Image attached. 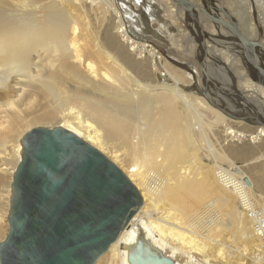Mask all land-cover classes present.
I'll return each instance as SVG.
<instances>
[{"label": "bare ground", "instance_id": "1", "mask_svg": "<svg viewBox=\"0 0 264 264\" xmlns=\"http://www.w3.org/2000/svg\"><path fill=\"white\" fill-rule=\"evenodd\" d=\"M140 2L135 0L139 7ZM86 3L99 9L103 4L116 18L121 42L132 52L145 53L144 44L128 37L122 14L112 0H0V139L21 138L31 128L68 132L102 155L139 193L140 207L95 264H129L128 258L140 242L143 256L160 254L173 264H180V257L183 264H258L260 259L254 254L257 240L239 200L240 193L261 198L253 195L255 185L249 176L231 171L233 165L212 147L204 128L211 131L220 118L225 142L249 138L258 144L264 142V127L246 135L233 130L226 124L232 120L218 113H214L219 116L214 122L205 124L200 111L208 105L181 92L179 82L158 89L139 83L104 48L98 32L92 31ZM151 5L147 2L144 10L152 12ZM121 6L136 21L132 10ZM180 11L184 15L178 8L179 15ZM157 33L168 44L169 38ZM170 43L176 47L175 41ZM258 43L262 50L264 45ZM235 49L232 47V55L245 71L237 81L226 68L227 62L219 60L218 64L217 53L206 45L200 49L215 66H224L231 95L242 100L226 102L217 97L213 102L228 113L264 119V114H254L256 109L249 100L236 94L238 89L247 94L256 89L264 98V88L250 79ZM234 82L237 89L232 87ZM189 125L194 126L193 132ZM203 142L205 149H199ZM22 149L10 147L13 166L7 159L0 160V174L8 175L10 181L7 191L0 194L3 209L16 201L14 181ZM199 151L207 164L196 160ZM256 161L263 163L264 155ZM224 162L226 167H222Z\"/></svg>", "mask_w": 264, "mask_h": 264}, {"label": "rangeland", "instance_id": "2", "mask_svg": "<svg viewBox=\"0 0 264 264\" xmlns=\"http://www.w3.org/2000/svg\"><path fill=\"white\" fill-rule=\"evenodd\" d=\"M149 1L152 3L154 1L155 3L151 6L152 12L149 11L148 13L144 10L143 5L145 6ZM190 1L195 4L202 5V0ZM207 1L211 6L218 8L217 0ZM218 1L225 8L228 14L237 22L241 33L247 39L251 41H259L264 45V0ZM122 3L125 5V8L126 6L129 7L132 10V13L136 15L135 19L137 21V25L136 21L130 20L129 16L123 13L121 10ZM142 4L143 5L139 7L134 0H112L113 7L122 14V23L128 33V37H131L135 42L139 43L140 46L142 44L150 46V48H145L146 51L142 55L138 52L130 51L129 46L121 42V39L116 35V18L112 12L104 7L103 4L99 6V9L97 7L90 8V5L86 3L85 13L92 31L96 33L98 32V39L104 45V48L109 53L116 56L119 59L118 61L134 76V78H136L139 83L158 89L164 85L173 87L174 82H179L178 87L181 92L191 96L193 100H199L208 105L207 109H203L204 112L200 111V113L205 115L203 118V122L205 124L214 122L216 118L219 117L218 115L214 116V113H218L221 117H225L229 120L230 118L215 108L211 102L218 98L222 100L225 99L226 102H229L230 100H237L241 102L242 100H238L235 96L231 95L233 94V91L230 89L231 82L227 77L228 74L225 72L223 73L224 66H215V63L211 62L208 57H205V64L203 67L209 81L204 83L202 70L199 64L201 57L199 56V54L201 55V52L199 46L197 45L199 37L192 22L187 20L181 11L179 15L178 7L170 0H145ZM151 14L155 17L153 20L150 18L152 16ZM198 20L201 21L200 27L206 36L205 45L207 48L218 54V60L216 59L218 64L220 61L222 63L227 62V65H225L226 68L231 74L235 75L234 78H236V81L239 80L241 73H245V71L238 58L232 55V47H235V44L231 40L228 41V39L231 38L230 35L222 28L214 27L204 15H200ZM143 24L145 27L142 26ZM137 27L145 29V31L142 32L138 30ZM149 28L167 36L169 38L168 44L164 41L163 44L157 38L152 37L149 33L147 34L146 32ZM213 33L214 35H212ZM221 38L222 41L220 40ZM132 39L130 41H133ZM170 41H175L176 47H172ZM231 42L234 45L230 44ZM140 46L138 48L139 50H142ZM220 52H222V54ZM260 52H264V48H262ZM130 59H133V61ZM134 60L136 62H134ZM257 61L259 66L264 68V58L258 57ZM219 67L222 70H220ZM224 74H226V76ZM232 85V87H234L235 82ZM237 85L238 84L236 82L235 89H237ZM253 86L262 90L261 87H258L255 84H253ZM259 93L260 91L256 89L250 91L248 94L243 92L241 89L236 91L238 98L241 96L246 102L249 100V102L253 104V107H251L253 109L255 108L256 112L252 113L256 115H263L264 98H261ZM245 104V102H242V105L245 106ZM214 105L218 106L217 104ZM233 114L235 113L233 112ZM219 119L216 126L214 129H211V131L204 128L207 140H209V143L216 151H218L219 154H222L223 157H227L233 167H237L240 171L252 178L255 185L253 195L261 199L264 198V162L262 163L256 161V158L260 154L264 155V142L252 144L249 138L242 140L243 142L241 140L238 142H225L223 119ZM232 121L226 122V124L233 130L244 132L246 135L254 134L256 128L258 127L249 125L242 121ZM196 125H199L198 122L194 126ZM189 126L191 128L192 125ZM193 127L189 129L191 132H193ZM17 138L18 136L11 139H0V160L2 163L8 161L12 165L13 160L10 159L9 151L12 145H19L21 149L22 146H24V135L21 138ZM203 143L204 144L199 143V149H205V142ZM200 154L201 152L199 151L197 153L196 160H198L200 164H207L208 162L203 160ZM6 159L7 161H3ZM226 166L227 163L224 162L222 167ZM9 167L11 166H8L7 168ZM5 175L0 174L1 195L4 192V189L7 191L8 185L10 184L9 177H7L8 175ZM1 202L2 201H0V204ZM6 204H8V206L5 205L4 209L1 208L0 205V244L3 243L2 240L4 239V236L8 234L10 222L9 214L12 213L14 203L12 205H9V202ZM134 209L135 208H133V210ZM183 261L185 260L180 257V264H183Z\"/></svg>", "mask_w": 264, "mask_h": 264}, {"label": "water", "instance_id": "3", "mask_svg": "<svg viewBox=\"0 0 264 264\" xmlns=\"http://www.w3.org/2000/svg\"><path fill=\"white\" fill-rule=\"evenodd\" d=\"M170 1L179 9H181L184 12L185 18L187 20H190L195 26L196 32L199 37L197 42L199 49L205 46L206 43V36L202 32L198 20L199 15H204L214 27L222 28L225 32H227L231 37L230 39H228V41L231 40L235 44L237 49H235V51H238V54H240V57L245 65L246 72L250 76V79L254 83L264 88V68H261L257 63L258 57L264 58V56H262L263 53L260 52V44L257 41L248 40L241 34L237 22L228 14V12L224 9V7L218 0V8H216L215 6H211L207 0H202L201 7L195 5L190 0ZM146 33H149L152 37L157 38L161 43L164 44V42L159 38L160 36L157 31L149 28L147 29ZM202 52L203 53L201 55L199 54V56H201L199 64L202 70L204 83H207L209 80L203 67L205 64L204 59L205 57H207V53L204 50H202ZM211 103L215 108L223 112V114H225L232 120L242 121L252 126L264 127V119L260 116H250L248 114L236 115L233 113H228L227 111L214 105L213 102ZM36 129L45 133V140L40 147V151L42 150L41 153H46L47 155L44 158H39L41 165L40 170L41 168H48L49 171H52L51 168L54 166L53 160L56 156L54 152L59 147L61 141H64L68 142L69 144H73L74 150L81 148L88 154V158L83 163L82 170L88 169L90 171V174L93 176L94 169L98 166H103L105 169V180H101L102 186L98 187L96 191L98 194L94 192L95 190H92L94 185L92 184V187L90 186V202H88V204L86 203L87 209L80 215L75 213L73 214V216L66 217L62 219L61 222L57 224V226H55V224L51 222L53 225H51L50 229L52 230L54 227H56V235L54 237L48 238V241L50 243H53L52 249L49 247L48 250H44L43 255H37L34 251H32V249L28 248L29 245L26 243L21 247V249L16 247V251L18 252L17 256L15 254L9 253H7L6 255L4 254V250L6 249V246L9 245V242L7 243L6 241L5 243L0 244V264H13L17 259V264H94L98 257L101 254L105 253L108 246L116 239V234H113V238L110 239L108 238L109 235L105 232V230L111 226L112 221L121 217L125 221L124 223L127 225L130 218L134 215V206H138L141 203L138 192L134 189L133 186L129 184V182L117 170V168L108 163L102 155L86 146L72 134L59 129H55L52 132L48 129ZM22 147L24 151V146ZM22 167L23 163L19 164L17 168V175L14 181V185L17 189V199L13 204L11 217L9 219L12 226L13 220L16 216L15 214L21 207L19 196ZM231 171L241 176L243 175L242 171H240L237 167L232 168ZM78 175L79 174H77V176ZM110 176L112 177L111 179H109ZM49 180L50 175H48L44 179L43 185L41 184L38 191L37 203L35 199H30L28 201L27 204H33L29 210V213H32L31 210L38 213L41 210V206L45 205L49 196H51V192L49 191V189H47ZM243 181L247 186L251 185L248 178L244 177ZM104 188L107 190H105ZM123 188H128L134 193L135 199L137 200L134 204L126 205L118 209V211L111 213L110 216L104 221L96 220L88 222L84 220L85 217L89 218L90 211L94 209L96 205L104 203L102 202L103 200L112 201V198ZM64 200L67 201V199ZM65 201L55 204L53 206L54 210L60 209ZM48 205L49 204L45 205L44 207L48 208ZM48 220H50V218H48ZM34 225L36 226L37 224L35 223ZM24 226L25 228H27V223L24 224ZM11 238L12 236L9 237V240ZM140 244L141 245H138L135 254L129 256V264H173L170 259L160 254L143 256V243L140 242ZM88 250L92 251L88 252Z\"/></svg>", "mask_w": 264, "mask_h": 264}, {"label": "flooded vegetation", "instance_id": "4", "mask_svg": "<svg viewBox=\"0 0 264 264\" xmlns=\"http://www.w3.org/2000/svg\"><path fill=\"white\" fill-rule=\"evenodd\" d=\"M212 35H214V33ZM48 130L52 132L55 129ZM26 134H24V136L26 135L24 138V151L22 149L20 161L17 165L18 167L19 164L23 163L19 196L21 207L15 214L16 216L13 220V226L9 222L8 234L5 236L6 238L4 237L5 240H2L3 243L6 241L7 243L9 242V245L6 246V249L4 250V254L6 255L9 253L17 256L18 252L16 251V247L21 249L26 243L29 245L28 248L32 249L37 255H43L44 250H48L49 247L52 249L53 243H50L48 238L56 235V227L51 230V225L55 224V226H57L62 219L73 216L75 213L80 215L85 211L87 209L86 203L88 204V202H90V186L92 187L93 184L94 187L92 190H95L94 192L97 193V188L102 186L101 180H105V169L103 166L95 168L93 176L88 169L82 170L83 163L88 158V154L81 148L74 150L73 144L64 141H61L59 147L54 152L56 156L53 160L54 166L52 165V171H49L48 168H41L40 170L41 165L39 158H44L47 155L46 153H41L42 150L40 151V147L45 140V133L38 129H31ZM77 174L79 175L77 176ZM48 175H50V180L48 181L47 189L51 192V196H49L45 204H49L48 208L43 205L38 213L33 212L32 210V213H29L33 204L27 203L30 199H35L37 203L39 188L41 184L43 185L44 179ZM111 178L112 177L110 176L109 179ZM64 199H67V201ZM62 201H65L62 204V207L58 210H54L53 206ZM136 201L134 193L128 188H123L112 198V201L103 200L102 202L104 203L96 205L95 208L90 211L89 218L85 217L84 220L88 222L96 220L104 221L111 213L118 211V209L126 205H132ZM139 206L140 205L134 206V214ZM48 218H50V220H48ZM130 220L128 221V224ZM124 222L125 221L121 217L112 221L111 226L105 230L109 235L108 238L111 239L113 238L112 235L116 234V241L119 234L128 225ZM26 223L27 228L24 226ZM35 223L37 224L36 226L34 225ZM10 236H12V238L9 240ZM113 243H111L108 248ZM91 251L92 250H88V252ZM103 254H101L98 259ZM17 262L18 259L15 260L13 264H17Z\"/></svg>", "mask_w": 264, "mask_h": 264}, {"label": "built area", "instance_id": "5", "mask_svg": "<svg viewBox=\"0 0 264 264\" xmlns=\"http://www.w3.org/2000/svg\"><path fill=\"white\" fill-rule=\"evenodd\" d=\"M145 46L146 49L150 48L149 45ZM240 194H243V196L239 200V205L242 206L243 214L250 222L253 235L257 240L255 257L260 259L258 264H264V199L259 200L254 196L249 197L246 193ZM255 257H253L254 260Z\"/></svg>", "mask_w": 264, "mask_h": 264}, {"label": "crops", "instance_id": "6", "mask_svg": "<svg viewBox=\"0 0 264 264\" xmlns=\"http://www.w3.org/2000/svg\"><path fill=\"white\" fill-rule=\"evenodd\" d=\"M135 1V0H134ZM141 2L143 3V0H141ZM140 2V4H141V6H142V3ZM144 2H145V0H144ZM155 2L153 1V3H152V5L154 4ZM139 5V4H138ZM151 5V6H152ZM225 9V8H224ZM199 18V17H198ZM151 20H153V19H151ZM199 22H201L200 20H199ZM252 179V178H251Z\"/></svg>", "mask_w": 264, "mask_h": 264}]
</instances>
